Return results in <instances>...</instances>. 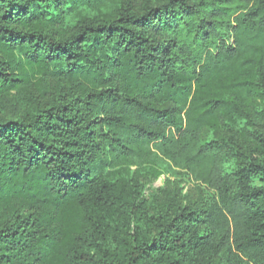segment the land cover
<instances>
[{
	"label": "trees",
	"instance_id": "obj_1",
	"mask_svg": "<svg viewBox=\"0 0 264 264\" xmlns=\"http://www.w3.org/2000/svg\"><path fill=\"white\" fill-rule=\"evenodd\" d=\"M71 1L0 0V264H264V0ZM152 155L218 201L107 174Z\"/></svg>",
	"mask_w": 264,
	"mask_h": 264
},
{
	"label": "rangeland",
	"instance_id": "obj_2",
	"mask_svg": "<svg viewBox=\"0 0 264 264\" xmlns=\"http://www.w3.org/2000/svg\"><path fill=\"white\" fill-rule=\"evenodd\" d=\"M121 0H72L68 4L65 19L66 26L75 23L81 17H102L113 14ZM141 1V0H135ZM153 1V0H151ZM253 113L264 112V100L253 104ZM243 122H240V125ZM225 130L221 129L223 133ZM228 132V131H227ZM215 133H210L213 136ZM236 157L228 155L222 163V173L229 178V174L236 168ZM108 176L113 180H135L142 185L145 200L153 211L165 208L169 203L178 200L182 204L186 201L216 202L218 193L208 187L206 183L195 180L185 170L172 169L159 155H152L139 163L129 162L107 169ZM255 184L259 183L254 179Z\"/></svg>",
	"mask_w": 264,
	"mask_h": 264
}]
</instances>
